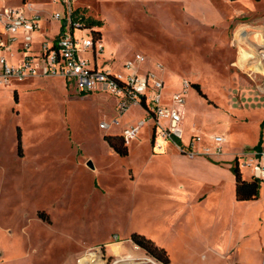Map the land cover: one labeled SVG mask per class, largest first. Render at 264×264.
<instances>
[{"label":"rangeland","instance_id":"374dc122","mask_svg":"<svg viewBox=\"0 0 264 264\" xmlns=\"http://www.w3.org/2000/svg\"><path fill=\"white\" fill-rule=\"evenodd\" d=\"M8 1L20 6L21 0ZM80 2L83 14L102 25L78 29L75 35L93 40L99 32L101 66L123 71L128 58L142 53L143 65L164 80L162 102L172 103V95L189 83L184 92L187 130L200 134L206 149L216 136L226 138V156L264 148L263 124L258 123L264 93L252 91L261 74L258 66L248 67L254 74L239 63L233 42L235 30L251 20L236 12L248 7V0ZM34 10L41 20L30 34V52L39 55L41 43L58 28L52 14L64 11L54 2ZM255 13L264 16V7ZM92 52L86 57L92 59ZM10 82L15 84L0 86V264H78L79 256L99 251L115 234L144 235L167 251L171 264H261L264 182L259 181L256 200H225L224 209L214 200L213 208L172 218L164 183L183 179L173 170L170 152L153 146L152 124L141 126L125 156L104 140L145 120L139 105L121 114L116 97L80 94L61 76ZM102 122L110 127L100 128ZM242 175L251 180L248 168ZM124 246L132 247L129 240ZM221 254L229 256L227 262ZM143 258L155 260L147 254Z\"/></svg>","mask_w":264,"mask_h":264},{"label":"built area","instance_id":"2783aa9c","mask_svg":"<svg viewBox=\"0 0 264 264\" xmlns=\"http://www.w3.org/2000/svg\"><path fill=\"white\" fill-rule=\"evenodd\" d=\"M59 3L63 7L64 15L60 12L52 14V19L59 21L60 31L54 41L44 40L41 43L40 55L28 54L30 51L31 33L38 30L41 16L38 13L27 14L23 9L7 5L6 0H0V83L4 86L11 84V79L23 81L28 78L45 76L64 77L68 85L73 86L80 94L103 92L116 97L117 109L123 114L131 105L136 104L146 111L145 120L136 126L127 128L122 132L126 145L135 140L139 130L146 122L152 124L154 129V146L161 150L162 145L157 138L173 143L178 150L189 157L200 153L195 149L196 143L202 141L199 134H195L188 146L177 143L179 140V127L184 119V92L189 88V83L183 84L182 92L172 95L170 107L162 105V90L164 82L151 71L141 72V67L146 61L142 53H136L126 60L123 71H112L109 68L98 67L83 53L93 49L95 59L103 54V47L97 48L99 40H91L84 36H76L75 31L85 26L73 21L74 0H49ZM23 36V49L27 53L19 66L8 63L5 52L8 51L17 36ZM38 59V61H37ZM251 65L261 68L264 80V42L258 50L249 57ZM264 92V88H263ZM168 121V124H163ZM118 120H114L117 123ZM110 127L107 122L100 123V128ZM157 137V138H155ZM218 145L216 152L220 153L224 143L223 136L213 137ZM209 149H204V154H209ZM238 164L246 167L251 173V179L264 182V148L251 149L242 153ZM97 252L88 253L87 257H96ZM261 264H264V251Z\"/></svg>","mask_w":264,"mask_h":264},{"label":"crops","instance_id":"0c3cea01","mask_svg":"<svg viewBox=\"0 0 264 264\" xmlns=\"http://www.w3.org/2000/svg\"><path fill=\"white\" fill-rule=\"evenodd\" d=\"M234 1L235 0H231V2ZM6 3L9 6L23 9L27 14L38 13L40 15V13L37 10L33 11L34 7H45L47 4H50L51 2L49 0H27V1L21 0L20 6H13L9 3L8 0H6ZM80 3H81L80 0H74L73 2L74 8H78L77 6H79ZM26 6L29 11H27V9L25 8ZM259 6L264 7V0H248V7H246L244 10L236 11L239 13L244 12L247 15L251 16L250 22H245L244 24H241V26L235 30V34H234L235 36L233 38V42L235 44L234 47L237 48V53H238L237 59L239 63H241V61L244 62V66L247 65L246 66L247 70L248 72L251 73L254 72L250 68H248L251 67L249 57L248 58H246V56L244 57L243 53L245 52L249 54H254L258 50L259 46L264 42V16L255 13V11L259 9ZM55 12H59V10H55L54 13ZM60 26L61 24L59 22L58 28L54 33V35L51 38H45V40L54 41L58 36V33L60 31ZM76 32L77 31H75L74 33L76 34ZM20 36L22 38L21 39L17 38V40L13 43L11 48L5 52V57L8 63L15 67L21 64L23 57L27 54L23 49L24 41L22 34H20ZM87 53L88 52L83 53V57L89 59L93 64H97L98 67H105V68H109L112 71H115L110 66H101L97 61L98 59L97 58L95 59L93 52H92V59L86 57ZM28 54H33L35 56H38L37 52L29 51ZM17 56H18V60L16 59ZM257 70L259 71L258 75L261 74L260 75L261 81L260 83L257 84V86L255 85L254 87H252L253 88L252 91H254V93L256 94L257 92L263 94L264 80H263L261 68L258 67ZM147 71H151L155 73L164 82L163 78L160 77L155 71H153L148 66L143 65L141 67V72H147ZM24 81L25 80L17 81V82H24ZM14 84L15 82L13 84H10L9 86H4L0 83V86L7 88ZM93 93H101V92H93ZM262 98L264 99V97ZM162 105L170 107L172 103H169L168 100L165 99L164 102H162ZM141 109L144 111V115H146L145 109L143 107H141ZM187 122H188V113L187 111H185L184 120L182 125L179 127V133H178L179 140L184 146H188L190 144L192 137L196 134L195 131L188 132ZM259 122L263 124V131H264V112H263V116L259 118L258 123ZM164 123L168 124V121H164ZM154 132L155 131L153 129V135H152L153 146H154L153 141L155 135ZM157 139L162 145V148L161 150H159V152H163V151L170 152L173 161V170L175 173L179 174L183 179V181H165L164 183V192L166 195V199L170 204L169 210L170 213H172L171 215L172 218L174 216L175 217L179 216V214L181 215L184 213L186 215L188 212L198 211L201 210L202 208H209V209L213 208L214 200L219 202L221 201L220 205L218 203V207L221 206L223 209L225 208L223 207V204L227 203L225 202V200L230 201V203L233 204L235 200L238 201L235 196L236 180H235V175L233 174L232 171V167L237 157L242 152H244L245 149L230 153L228 156H226L224 155V151H223V144L227 142L226 138L224 143L221 145L220 153L216 152L218 145L214 142V140H212V138H210L214 146L208 148L210 152L209 154H204V149H206V146L208 144L206 142L204 144L203 143L204 139L202 138L201 141L202 143L201 142L196 143L195 145V149L200 154L194 157H189L188 155L180 152L177 147H173L170 142L164 141L161 138H157ZM159 139H161V141ZM249 149H255V148H249ZM242 169L243 168L241 167L240 169L241 173H242ZM220 211L221 210L218 211V214L221 213ZM127 240H129L132 247L126 248L124 246V242ZM109 246L111 247L110 252H108L107 250ZM96 249L101 251V252H97V254L100 253V255H97L96 257L92 258L86 256L89 252L86 253L85 255L82 254L77 258L78 264H108L109 259L111 258L112 260L110 264H163L157 261L155 258L154 259L156 261L152 259H144L143 257L146 255V252L143 249L135 245L130 238L127 237L121 238L117 234L113 236L112 240L106 241L104 244L98 246ZM220 256L222 260H225L226 262L228 261L229 256L227 254H221ZM168 264H171V260Z\"/></svg>","mask_w":264,"mask_h":264},{"label":"trees","instance_id":"16d2710c","mask_svg":"<svg viewBox=\"0 0 264 264\" xmlns=\"http://www.w3.org/2000/svg\"><path fill=\"white\" fill-rule=\"evenodd\" d=\"M72 16L74 22H79L85 27L92 28L95 26L102 25V21L95 20L90 17H86L83 14V11H81L79 8H74ZM94 39L100 40L99 32H95ZM193 86H195L198 89V91L202 93L200 86L198 84L194 83ZM15 96L17 98L16 94ZM104 140L113 149V151L119 154L120 156H125L128 154V147L124 143L121 134L105 135ZM176 142L178 144L181 143L180 140L178 139L176 140ZM232 171L233 174L235 175V180H236V187H235L236 199L238 201H250V200L258 199L259 190H260L259 182L253 179L246 180L243 178L238 164V159L235 160V163L232 167ZM131 240L135 245L143 249L146 252V254L152 256L157 261L163 264H168L170 262V258L167 251L164 248L157 246L152 240L148 239L144 235L134 234L131 237Z\"/></svg>","mask_w":264,"mask_h":264},{"label":"water","instance_id":"95a60500","mask_svg":"<svg viewBox=\"0 0 264 264\" xmlns=\"http://www.w3.org/2000/svg\"><path fill=\"white\" fill-rule=\"evenodd\" d=\"M89 167H91V168H93V165H92V163L91 162H88V164H87Z\"/></svg>","mask_w":264,"mask_h":264},{"label":"bare ground","instance_id":"6f19581e","mask_svg":"<svg viewBox=\"0 0 264 264\" xmlns=\"http://www.w3.org/2000/svg\"><path fill=\"white\" fill-rule=\"evenodd\" d=\"M250 55H251V54H249V53H246V58L250 57Z\"/></svg>","mask_w":264,"mask_h":264}]
</instances>
